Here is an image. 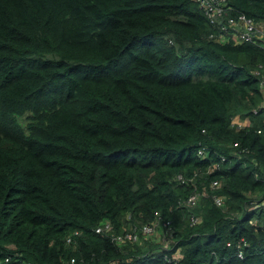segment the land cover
<instances>
[{"label":"trees","instance_id":"obj_1","mask_svg":"<svg viewBox=\"0 0 264 264\" xmlns=\"http://www.w3.org/2000/svg\"><path fill=\"white\" fill-rule=\"evenodd\" d=\"M228 5L0 0V264H264V46L229 23L264 0Z\"/></svg>","mask_w":264,"mask_h":264},{"label":"built area","instance_id":"obj_2","mask_svg":"<svg viewBox=\"0 0 264 264\" xmlns=\"http://www.w3.org/2000/svg\"><path fill=\"white\" fill-rule=\"evenodd\" d=\"M204 9L205 14L208 16V18L211 20V22L215 23L217 21V16L222 15L224 11L228 9H232L231 6L228 5V0H196ZM229 23L233 24L235 27L233 28V36L234 38L242 43V42H260V39L263 41L260 43H263L264 46V26L261 24H257L253 19L248 18L245 14H239L238 18H235L233 16L229 17ZM257 74L261 75V71H257ZM261 84L263 85V95H264V76L261 78ZM263 107H264V101H263ZM262 108V106H261ZM237 123L239 126H245L248 124V119L247 118H240L239 116L235 119L234 121ZM238 145V142L235 143ZM200 154H203L204 156L206 153L204 152V149L200 150ZM225 159V157H223ZM182 181H185V178L182 175H179ZM220 184L219 181H214L212 183V186H218ZM199 193L195 192L193 193L189 199L187 200V203L191 205H195L198 201ZM215 202L217 205H223L224 204V197L223 196H215ZM260 204H263L264 206V201ZM260 204H257L255 207L259 206ZM192 222H199L200 217L193 216L192 217ZM171 224L170 221H167L164 223L165 226L169 227ZM111 223L106 222L105 225H100L96 228L97 232H105V230H110L111 229ZM155 226L151 225H144L143 228L141 229L142 232L150 234L154 231ZM78 233V232H76ZM139 234L140 232L137 229H134L132 232H127L125 235H120L117 236L116 238L119 240H126V239H131V240H138L139 239ZM71 238H69L70 240ZM164 244H166L164 242ZM230 245V243H229ZM238 255L240 257H243V250L240 249L238 252ZM182 258V254L178 251L175 253V260H179ZM17 264H32V263H27L21 259H18Z\"/></svg>","mask_w":264,"mask_h":264},{"label":"clouds","instance_id":"obj_3","mask_svg":"<svg viewBox=\"0 0 264 264\" xmlns=\"http://www.w3.org/2000/svg\"><path fill=\"white\" fill-rule=\"evenodd\" d=\"M196 1V0H195ZM197 2V1H196ZM198 3V2H197ZM199 4V3H198ZM200 5V4H199ZM200 7L202 8V6L200 5ZM202 10L204 11V9L202 8ZM205 13V12H204ZM262 94H263V89H262ZM263 101H264V95H263ZM263 101H262V103H261V106L263 107ZM248 119V121H249V118H247ZM249 123V122H248ZM9 259V258H8ZM18 259H21V260H23V261H25V262H27L26 260H24V259H22V258H16L14 261V263L13 264H17V261H18ZM27 263H31V262H27ZM33 264V263H32Z\"/></svg>","mask_w":264,"mask_h":264}]
</instances>
